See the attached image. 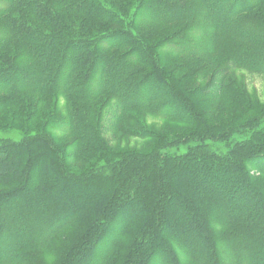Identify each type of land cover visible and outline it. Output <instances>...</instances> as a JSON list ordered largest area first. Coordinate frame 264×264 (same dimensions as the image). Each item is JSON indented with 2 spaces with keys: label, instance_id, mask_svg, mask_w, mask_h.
<instances>
[{
  "label": "trees",
  "instance_id": "obj_1",
  "mask_svg": "<svg viewBox=\"0 0 264 264\" xmlns=\"http://www.w3.org/2000/svg\"><path fill=\"white\" fill-rule=\"evenodd\" d=\"M225 1L0 0V123L24 128L19 140H0V264H40L51 243L60 264H264V146L169 157L161 148L174 134L151 152L104 161L112 155L105 132L158 136L142 116L123 113L122 100L153 62L124 25L146 5L148 38H181L222 16L213 24L217 38L235 32L227 18L264 7V0ZM219 73L210 82L216 92ZM59 95L71 103L64 117L45 112ZM110 100L117 103L106 125V113L95 111ZM154 114L182 126L203 121L202 113ZM59 122L61 139L47 132Z\"/></svg>",
  "mask_w": 264,
  "mask_h": 264
},
{
  "label": "rangeland",
  "instance_id": "obj_2",
  "mask_svg": "<svg viewBox=\"0 0 264 264\" xmlns=\"http://www.w3.org/2000/svg\"><path fill=\"white\" fill-rule=\"evenodd\" d=\"M234 2L228 0L223 4L231 7ZM137 12L134 22L139 25L131 19L124 27L130 28L132 36L140 39L138 50L142 57L149 59L150 56L153 62L150 61L145 69V75L142 74L141 78L146 79L138 84L136 92L121 98L123 104H128L123 113H134L138 120L142 116L146 128L154 130L158 136L141 140L130 136L118 138L111 132H105L107 152L112 155L106 156L104 161L115 159L126 150L151 152L162 139L174 134L178 137L172 144L161 148L162 153L169 157L186 153L193 155L196 149L202 148L209 149L213 156H227L240 144H248L251 148L264 146V7L255 9L252 15L240 12L233 18H227L226 25L230 23L228 29L236 28L235 32L218 35L217 38L213 36V24L223 20L222 16L215 20L202 19L181 38H166L165 33L152 34L153 37L148 38L143 27L150 21L151 11L142 5ZM145 49L149 51L145 52ZM257 65H261L263 70H258ZM217 71L223 77L218 92L210 86ZM98 73L96 70L94 83ZM116 103V100H110L103 111H95L106 113V125ZM47 107L46 113H57L60 117L71 112V103L62 95L49 100ZM154 113H202L203 123L197 120L193 124L177 125ZM6 125L7 128L4 127ZM228 127H238V130L229 133L226 132ZM207 128H211L212 132ZM23 129L19 124L0 123V140H19ZM64 129L65 125L59 122L47 132L61 139ZM236 153L241 155L242 150L237 149ZM65 155L67 160L71 158L66 151ZM103 158L99 159V163ZM57 247L56 243H51L43 249L39 255L40 264H60L62 255Z\"/></svg>",
  "mask_w": 264,
  "mask_h": 264
}]
</instances>
